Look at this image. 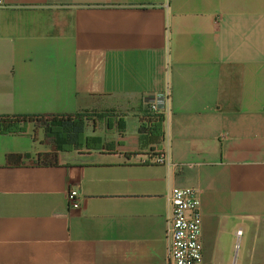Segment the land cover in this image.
<instances>
[{"label":"crops","instance_id":"1","mask_svg":"<svg viewBox=\"0 0 264 264\" xmlns=\"http://www.w3.org/2000/svg\"><path fill=\"white\" fill-rule=\"evenodd\" d=\"M4 1L0 117L93 112L86 137L114 149L40 166L44 123L0 126V264H161L174 187L199 190L203 264H264V0ZM167 91L164 142L142 146Z\"/></svg>","mask_w":264,"mask_h":264},{"label":"built area","instance_id":"2","mask_svg":"<svg viewBox=\"0 0 264 264\" xmlns=\"http://www.w3.org/2000/svg\"><path fill=\"white\" fill-rule=\"evenodd\" d=\"M6 6L0 0V9ZM170 101V92L146 99L147 111L153 115L164 116ZM157 162L168 164L164 151ZM82 197L77 190L68 191V205L78 210L82 207ZM171 207L166 224L168 243L166 259L161 264H203L204 245L202 239V218L200 212L199 190L193 187H174L168 194ZM241 231L238 232L241 235Z\"/></svg>","mask_w":264,"mask_h":264},{"label":"trees","instance_id":"3","mask_svg":"<svg viewBox=\"0 0 264 264\" xmlns=\"http://www.w3.org/2000/svg\"><path fill=\"white\" fill-rule=\"evenodd\" d=\"M93 114V112H83L75 115L54 117H0L1 133L3 135L20 134L24 132V128L28 123H44L47 137L54 141L55 151L53 153L40 155L37 159V164L40 166H52L56 164L58 152H70L82 149L88 151H112L114 149L111 144L103 145L102 140L99 137H86V122L94 117ZM163 123L164 116L153 115L146 111L140 120L138 131L139 140L142 146H161L164 142ZM119 128L121 131H124L125 129L124 125L121 123L119 124ZM127 157L129 158L131 155H128ZM14 158H17V156L9 157L10 160Z\"/></svg>","mask_w":264,"mask_h":264}]
</instances>
